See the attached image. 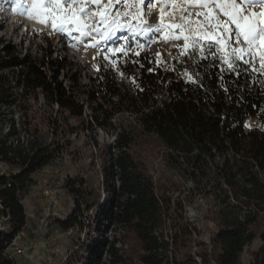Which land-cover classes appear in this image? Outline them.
<instances>
[{"label": "trees", "instance_id": "16d2710c", "mask_svg": "<svg viewBox=\"0 0 264 264\" xmlns=\"http://www.w3.org/2000/svg\"><path fill=\"white\" fill-rule=\"evenodd\" d=\"M41 50L40 57L29 53L21 57L9 45L4 51L7 58L0 63V164L8 167L0 170V220L5 218L8 225L7 230H0V264H16L7 249L27 226L23 196L35 183V175L70 144L57 138L49 142L38 128L21 135L10 109L20 107L21 97L40 89L48 104L58 105L72 118L82 120L86 114V104L60 79L65 60L53 58L48 46ZM208 61L193 62L200 71L197 82L170 81V99L150 111L145 109L154 105L158 82L163 84L169 74L153 70L145 53L124 64L125 69L132 63L139 67L140 87L128 100L138 114L140 128L122 129L115 144L106 147L109 160L104 163L103 184L107 200L98 213L94 234L86 239L83 255L77 256L79 264H243L244 248L256 237L263 244L249 264H264V129L245 125L249 116L264 122V89L250 93L246 87L245 99H241L239 89L259 77L242 62L239 65L247 68L246 75L235 77V72L223 73L215 60L207 66ZM12 68L18 69L14 79L5 72ZM70 78L76 81L75 75ZM16 88L21 90L19 95ZM96 95H91L89 105L98 101ZM225 95L231 100L226 101ZM209 106L215 113L207 112ZM96 111L102 114L96 121L104 127L115 115L101 102ZM146 134L161 140L167 162L185 184L191 182V188L184 187L174 198L169 183L154 179L134 149L139 137ZM197 196L211 197L215 204L212 213L217 231L211 240L202 237L198 223L186 217L187 201ZM80 217L77 200L73 212L58 223L68 230ZM104 225L122 226L123 231L112 241L103 233ZM119 241L133 245L120 248ZM64 264L76 263L71 256Z\"/></svg>", "mask_w": 264, "mask_h": 264}, {"label": "rangeland", "instance_id": "374dc122", "mask_svg": "<svg viewBox=\"0 0 264 264\" xmlns=\"http://www.w3.org/2000/svg\"><path fill=\"white\" fill-rule=\"evenodd\" d=\"M29 2L30 0H21V3L14 4L12 0H0V63L7 58H5L4 51L9 45H12L21 57L25 53L40 57L41 49L48 46V50L54 52L53 58L59 56L65 60L67 66L60 79L64 80L68 89L74 90L77 98L86 104V114L82 120L72 118L68 112L60 111L58 105L48 104L40 89L35 94L21 97L20 107L17 105L10 109V117L17 124L21 135H24L26 130L34 131L38 128L39 135L49 142L57 138L62 142L69 141L70 144L65 146L64 152L56 161L35 175V183L31 186L29 193L23 196L27 226L16 236L7 252L16 264H64L71 256L74 262L79 264L77 256L83 255L86 239L88 235L94 234L98 213L107 200V192L103 184L104 163L109 160L106 147L113 145V138L122 129L134 130L136 128L138 130L140 128L136 113L129 102L140 87L139 67L132 63L130 69H125L124 64L132 59L136 52L147 50L151 43H161L158 46L159 56L154 60V65L157 64L165 71H168L167 68L170 69L173 60L174 66L178 64L182 69V75L187 74L194 77L193 74H196L197 76L200 71L196 66L190 67V62L194 58L199 60L201 57L209 60L207 66L211 67L215 60L223 73L235 72V77L239 73L246 75L247 68L239 65L242 61H236L231 55H226L231 48H236L235 38L233 37L229 42L225 34L212 33L208 30L207 23H200L202 16L196 15L197 19H193L194 21L191 19L190 25H183V35H190L203 29L215 39L201 40L195 48H192L190 44L189 48L185 49L182 36L180 39L171 38L174 47L166 46L164 43L171 41V39H163L169 34L167 28L161 32L159 39L152 42L137 39L131 44H119L116 42L120 28L118 22V24L115 22L98 26L100 17L90 18L91 12L101 11L105 0H102L100 7L88 5L91 12L85 22L90 24L93 30L86 36H81V33L76 31L72 25L63 26L66 30L61 32L58 28L62 25L57 22L54 27L51 19H45L47 24L45 29H27L21 23L17 24L15 17L10 18L11 13H15L18 17L27 8ZM188 5L190 7L186 9L191 14L207 13L206 8L196 4L195 0H188ZM76 6L73 5V7ZM62 7L67 9L68 4L65 2ZM241 7H248L249 11L257 13L264 10V5L260 4L241 5ZM144 10L146 11V8ZM166 10L160 7L150 8V14L143 15L142 19L158 24L161 22L163 12V23L170 25L167 22ZM184 17L189 19L187 15ZM140 18L136 17L139 20ZM222 18L226 20V17ZM231 27L234 30L235 26ZM173 31L180 34V28L173 29ZM134 32L138 31L134 30ZM137 34L143 37L142 31ZM244 45L248 48L247 43L244 42ZM198 53H201V57ZM244 59L248 60L253 65L252 67L258 63L261 68L259 55L255 60L251 56H245ZM229 63L233 65L231 69H229ZM245 65L253 71L249 64ZM5 72L14 79L18 74V69H6ZM254 73L259 78L255 77L240 90H245L246 87L253 90L264 89V69H257ZM72 74L75 75L76 81L71 80ZM157 85L159 87L156 92L159 93L156 96L159 98L165 87L160 82ZM110 86H114L115 90ZM20 92V88L15 89L16 94L19 95ZM94 92L99 99L89 105V98ZM122 100H125V103H122ZM97 102H101L104 108L114 110L115 113L105 127L98 125L96 121V116L102 117V114L96 111ZM245 123L250 127L264 129V122L254 116H249ZM57 127L59 130L55 133ZM141 136L142 138L139 137L134 149L137 150L154 179L169 183L174 192V198L187 186L191 188V182L185 184L176 168L167 162L166 147L161 140L153 134ZM99 147L102 149L100 150ZM7 169L6 165L0 164V170ZM73 190L80 192L76 193ZM185 195L186 192L181 197L184 198ZM77 200L81 205L82 217L74 227L65 230L58 220L67 219L75 209ZM214 205L211 197L204 196H197L191 202L187 201L186 204V217L191 223H198L197 226L202 231L201 236L206 240H210L217 231L212 213ZM5 222V218L0 220V230L8 229ZM122 229V226L104 225L103 233L113 241L114 237L119 236L123 231ZM126 244L128 248H131L133 242L128 241ZM262 244L263 240L256 237L245 246L242 254L243 264H249L253 260L254 253Z\"/></svg>", "mask_w": 264, "mask_h": 264}, {"label": "snow or ice", "instance_id": "6c2138e0", "mask_svg": "<svg viewBox=\"0 0 264 264\" xmlns=\"http://www.w3.org/2000/svg\"><path fill=\"white\" fill-rule=\"evenodd\" d=\"M12 2L19 4L21 0H12ZM65 2L68 4L67 9L62 7ZM101 3L102 0H33V10L37 17L51 19L54 27H56L57 22L62 25V27L58 28L61 32L66 30L63 26L72 25L76 31L81 33V36H86L93 30L92 26L85 22L91 12V8L88 5L100 7ZM117 3L126 4L127 8L123 12H117L113 15L111 9ZM152 3L153 0H134L133 3H130L129 0H108V3L104 5L100 12H91L90 18L99 16L98 26L106 23H115L118 16L131 15L132 13L127 10L131 7H136L137 16L142 17L150 14ZM165 3H167V0H165ZM195 3L209 9L206 14H197L203 17L200 23H207L214 32L225 34L229 42L234 37L236 43H240L241 38L247 43L248 48H231L226 55H231L236 61H242L245 64L248 63V60L244 59L245 56H251L255 60L257 55H259L261 69H264V10L257 13L249 11L248 7H241V5H264V0H195ZM73 5L77 6L73 7ZM145 5L148 7V11H144L142 6ZM210 5L211 8L217 11L213 12L209 7ZM109 16H111V20H109ZM221 17H226V20L221 19ZM163 19L162 12L161 22L156 25H150L149 30L155 29L156 32H163L167 28L169 34L164 36L163 39H180L182 36L185 49L189 48L190 44L192 48H195L201 40L215 39V37H210V33L203 29H199L190 35H183L184 28L182 25H190L192 23L191 20L183 16L180 17L182 24L165 25ZM41 22H44V20ZM232 25L235 26L234 30L230 27ZM176 28H180V34H176L173 31ZM232 66V63H229V69Z\"/></svg>", "mask_w": 264, "mask_h": 264}, {"label": "built area", "instance_id": "2783aa9c", "mask_svg": "<svg viewBox=\"0 0 264 264\" xmlns=\"http://www.w3.org/2000/svg\"><path fill=\"white\" fill-rule=\"evenodd\" d=\"M130 3H133L134 0H129ZM108 3V0H105V4ZM155 7H160V8H165V10L167 11L166 15L168 16L167 18V22L172 25V24H182L180 17L181 16H185L187 15V17L191 20L193 19H197L196 17V13L191 14L189 13V11L186 9L187 7H190L188 5V0H167V3H165V0H153V3L151 4L150 8H155ZM127 8L126 4H114L111 12L114 15L117 12H123L125 9ZM144 9L146 8V11H148V7L145 5L143 7ZM130 13H132L131 15H127V16H118L116 19V24H120V28H119V33L117 34L118 36V40L116 41L117 43H132L137 41V39H144L146 40L148 43L152 42L153 40H157L159 39V36L161 35V32H156L155 29L149 30V26L150 25H156V23L152 22L151 20H149L148 22H146L145 20L142 19V17L139 19H136L137 17V9L136 7H131L129 9H127ZM145 11V10H144ZM190 14V15H189ZM191 15H193V17H191ZM109 20H111V16H109ZM143 21V22H142ZM194 21V20H193ZM118 22V23H117ZM183 26V25H182ZM140 29V30H139ZM166 29V28H165ZM134 30H137V33H140L142 31L143 37L139 36L136 32H134ZM172 39L170 42H165L164 44L166 46H168L169 48L174 47V44L172 43ZM161 44V43H159ZM159 44H153L151 43L150 46L147 48V50L142 51L140 53L136 52V54L133 56L134 58L141 54V53H145L147 54V56L150 58V61L152 63V69L155 71H161L163 74H169L168 76H166L165 78V82L162 84V86L164 85V92L161 96H156L159 92H156L153 94V98L154 101L153 104L150 108L145 109L146 111H150L152 108L157 107V106H161L162 103L165 100H169L170 99V95H169V91H168V84L170 81H177V82H197V76L196 74L194 77L193 76H188L186 74V76L182 75V69L178 66V64L176 66H174V61L172 60L171 62V66L170 69H168V71L163 70L162 68H159V66L154 65V60L158 58V46ZM198 55L201 57V53H198ZM202 57L197 60L194 58V60L192 59L190 62V67H192L193 62H199L201 61ZM134 62V61H133ZM137 63L139 64L140 62L137 61ZM250 65V67H252L253 65L251 63H247ZM194 66V65H193ZM258 67V68H257ZM262 70L261 68H259L258 63L254 64V67H252V70L255 72V70ZM194 72V70H192ZM257 73V72H256ZM259 73V72H258ZM138 74H139V70H138ZM221 87L223 89L226 90V84H224L223 82H221ZM250 93H255L256 89L253 90L252 88H248L247 89ZM239 95L241 97V99H245V90H240L239 89ZM225 100L226 101H230L231 97L229 95H225ZM207 112L209 114L215 113V110L212 106L208 107ZM136 117H138V114L136 113ZM255 117V116H254ZM248 118V117H247ZM246 118V119H247ZM258 118V117H257ZM245 119V121H246ZM246 125V123H245ZM247 126V125H246ZM250 127V126H248ZM118 134L113 138V144H115L116 139H117ZM115 154L118 153L117 150H115ZM233 155L232 152L229 153V156L231 157ZM244 214H242L241 219H244ZM211 240V239H210ZM211 244V241H210ZM117 246L120 248H124L127 249L128 245L126 243L123 242H118Z\"/></svg>", "mask_w": 264, "mask_h": 264}, {"label": "bare ground", "instance_id": "6f19581e", "mask_svg": "<svg viewBox=\"0 0 264 264\" xmlns=\"http://www.w3.org/2000/svg\"><path fill=\"white\" fill-rule=\"evenodd\" d=\"M26 1H28V0H26ZM209 7H210V9L213 12H216L217 11L216 9L211 8V5ZM206 11L208 12L209 9H206ZM12 17H15L14 19H15V22L17 24H20L21 23L22 25H24V27H27V29L28 28H30V29H35V28L36 29H45L46 28V25H47L45 19H43L42 17H37L36 16V14H35V12L33 10V0H30V2L28 3L27 8L23 11V13H21V15H19L18 17H16L15 13H11L10 18H12ZM221 19H224V18L221 17ZM42 20H44V22H41ZM208 30L209 31H212V33H215L216 35H218V32H214L209 27H208ZM235 47L236 48H244V49H246V46L244 45V42H243L242 38H241L240 43H236V46Z\"/></svg>", "mask_w": 264, "mask_h": 264}]
</instances>
